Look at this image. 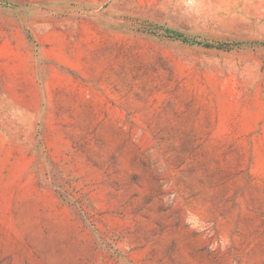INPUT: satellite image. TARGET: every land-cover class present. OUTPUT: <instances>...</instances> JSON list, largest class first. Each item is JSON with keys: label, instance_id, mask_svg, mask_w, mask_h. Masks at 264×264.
<instances>
[{"label": "rangeland", "instance_id": "rangeland-1", "mask_svg": "<svg viewBox=\"0 0 264 264\" xmlns=\"http://www.w3.org/2000/svg\"><path fill=\"white\" fill-rule=\"evenodd\" d=\"M0 264H264V0H0Z\"/></svg>", "mask_w": 264, "mask_h": 264}, {"label": "trees", "instance_id": "trees-1", "mask_svg": "<svg viewBox=\"0 0 264 264\" xmlns=\"http://www.w3.org/2000/svg\"><path fill=\"white\" fill-rule=\"evenodd\" d=\"M165 33L171 37V38H174V39H178V40H181L183 42H191L193 43L194 41L192 39H189L188 37H185L184 35L180 34V33H177L175 31H170V30H165ZM205 46H209V47H212L214 45H211V44H206ZM217 48L219 49H222L224 48V43H219L217 45H215Z\"/></svg>", "mask_w": 264, "mask_h": 264}]
</instances>
